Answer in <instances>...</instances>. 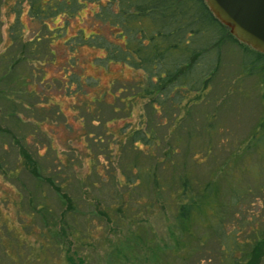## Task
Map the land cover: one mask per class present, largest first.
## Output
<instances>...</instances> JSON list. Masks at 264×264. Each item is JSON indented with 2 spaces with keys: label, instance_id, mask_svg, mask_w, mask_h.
<instances>
[{
  "label": "trees",
  "instance_id": "trees-1",
  "mask_svg": "<svg viewBox=\"0 0 264 264\" xmlns=\"http://www.w3.org/2000/svg\"><path fill=\"white\" fill-rule=\"evenodd\" d=\"M4 8L6 13H16L9 24V37L11 44L24 40V59L32 58L41 40L46 46L56 41L57 50L62 49L63 55L50 49V56L46 52L38 58L42 62L65 58L61 66L72 68L64 88L69 96L78 97L72 103L73 108L82 110L79 116L87 129L88 168L102 175L101 169L106 167L110 181L118 189L108 201L86 197L82 191L72 189L79 181H84V177L74 180L77 163L72 156L63 160L54 150L53 165L49 167V164H42L40 151L22 144L21 158L16 165L7 169L0 165V172L8 176L25 171L33 177V188L22 182L28 196L23 192L20 195L29 200L26 214L32 217L25 219L23 226L32 227L31 230L42 228L43 239L37 240L35 246L34 241L19 234L7 241L1 238L0 264H49L52 257L42 253L51 249L50 239L60 237L59 248L65 246L67 233L76 232L74 223L83 215L91 220L98 217L107 227L119 228L122 237L116 235L118 237L113 240L110 232L107 233L103 242L110 243L105 262H100L89 253L82 254V242L71 235L63 262L59 264H264V227L257 224L256 218L237 226L228 225L232 200L237 203L241 193L227 195L217 176L209 174L204 180L195 177L194 171L178 157L184 139L180 125L190 114L191 105L209 93L214 74L221 65L223 45L230 40L243 47V70L248 74H260L263 87L264 51L240 41L230 26L214 14L207 0H0V13ZM84 9H90L87 22L92 30L89 32L84 26L73 25V19L82 16ZM22 13H28L32 24L38 26V32L31 38H23L27 23ZM59 16H63V22L51 27L49 20L55 22ZM71 26L75 32L68 34ZM86 47L105 51L95 55V64L107 67L111 62H122L142 75L132 79L116 78L112 80L113 86L103 87L97 75L84 74L83 66L78 67L81 62L78 54ZM19 60L20 55H12L9 65ZM43 80L44 75H41ZM25 91L36 94L35 89L26 88ZM140 100H144L152 118L149 122L142 112L135 125L130 118ZM118 101L124 104L125 117L130 120L119 127L106 128L117 116L113 114L111 119H105L96 114L100 106L106 104H110L115 113ZM169 108L172 112L167 111ZM261 120L264 128V116ZM97 123L102 126L101 132L92 129ZM73 124L70 129L76 132L78 129ZM165 124L168 131L161 134L159 126ZM81 131H78L80 143L83 141ZM189 132L193 135L192 129ZM103 134L110 148L105 151L109 153L110 165L91 149L103 141ZM112 142H116L114 149L110 147ZM124 147L130 148L132 158L117 160ZM194 158L199 163L203 161L196 153ZM82 163L83 160L79 161ZM115 163L117 165L113 166ZM68 171L73 176L70 177ZM92 183L96 184L94 180ZM121 188L124 189L121 191ZM136 188L147 191L143 200L141 196L135 201ZM52 199L57 208L51 205ZM134 201L138 213L133 214ZM149 208L152 212L165 210L166 236L162 239L154 233L150 217L139 214ZM37 217L43 220V226L34 223ZM48 217L54 219L52 225L47 223ZM67 217L68 222L57 229L59 220ZM115 231L112 233L116 234Z\"/></svg>",
  "mask_w": 264,
  "mask_h": 264
},
{
  "label": "rangeland",
  "instance_id": "rangeland-1",
  "mask_svg": "<svg viewBox=\"0 0 264 264\" xmlns=\"http://www.w3.org/2000/svg\"><path fill=\"white\" fill-rule=\"evenodd\" d=\"M89 11L90 9H84L82 16L73 19V25L84 26L86 32L91 31L92 28L87 22L90 20ZM28 15V13L21 14L23 21L27 23L23 37L25 39L31 38L38 32V26L32 24ZM15 16L16 13H6L5 8L0 13V52L5 51V56H8V59L4 58L2 52L0 53V165L6 169L13 168L21 158L20 146L25 144L34 151H40L42 164H49L51 167L55 157L54 150H56L63 160L72 156V160L76 161L77 169L74 180L84 177V181H79V185L72 189L82 191L86 197H99L103 201H108L118 188L113 181H110L111 177L107 174L106 167L101 169L103 170L102 175L88 168L87 159L89 158L85 156L86 144H88L87 129L82 123L83 119L79 116L82 110L73 108L72 103L74 100L77 101L78 97L69 96L64 88L68 73L72 68H67L66 65L65 68L61 66L62 61L65 63V58H55V62H42L38 58L46 52H49L48 56H50V49H56V54L63 55L62 49L57 50L56 41L46 46L45 41L41 40L32 53L34 59H24L26 50L24 40L22 39V43L11 44L9 37V24ZM49 22L50 26L55 28V25L63 22V16L57 17L55 22L52 20ZM74 32L75 28L71 26L68 34ZM104 53V50L86 47L78 54L81 60L78 67L83 66L84 74L97 75L103 87H110L113 84L112 80L116 78L132 79L142 75L122 62H111L107 67L95 64L93 61L95 55ZM12 55L15 57L20 55L21 60L9 65ZM220 63V67L214 74L209 93L204 99L191 105L190 114L184 117L183 124L180 125V133L183 134L184 139L178 157L182 162H186V167L194 171L195 177L204 180L209 174L217 176L221 179V186L227 195L231 196L233 192L241 193L239 201L235 203L232 200V207L229 209L227 218L230 227L234 224L237 226V224L246 223L250 218H256L257 224L264 227V128L261 126V119L264 116L263 82L260 74H248L243 70V47L236 42L229 40L223 45ZM41 75H44L43 81H41ZM26 88L35 89L36 94L26 92ZM117 103L119 106L115 113L112 106L106 104L101 105L99 114H96L97 117L105 119H111L113 114L117 116L116 120L108 122L106 128L119 127L130 119L138 125L139 114L142 112L145 113V118L151 121L152 115L144 100L137 102L130 119L125 117L122 101ZM169 109L167 111L172 112V109ZM72 122L78 129L76 132L70 129ZM148 126L146 122L145 127ZM92 129L101 132L102 126L97 123ZM190 129L193 130V135H190ZM78 131H81L83 135L81 143ZM159 131L161 134L167 133V124L160 125ZM103 136V141L91 149L98 152L101 159L106 160V164L110 165L111 162L107 157L109 153L105 152L110 148L106 146V136L104 134ZM256 137H261L263 140ZM115 143L112 142L110 147L114 149ZM125 144H127L126 141ZM127 149H123L122 154L117 156V160L127 161L132 158L130 148ZM194 153L198 155L199 160L203 161L197 162ZM82 160L83 163L79 164ZM142 160L145 161L147 158L143 157ZM115 165L117 163L113 166ZM66 173L70 174V177L73 176L71 171ZM93 180L96 184L92 183ZM22 182L26 183L29 188H33L34 179L25 171L18 175L10 173L8 176L0 172V239L7 241L17 238L19 234L27 236L37 246L36 241L43 239L42 228L40 230L36 227V230H31L32 227L23 226L25 219L31 220L32 217L26 214L29 200L22 199L20 195L23 192L26 193V197L28 196ZM123 189L121 188V191ZM146 193L145 189L136 188L133 193L135 201L141 196L143 198L140 199L143 200ZM135 201L131 210L133 214L138 213V205ZM51 205L57 208L54 199L51 200ZM63 208L62 206L61 211ZM149 209H144L139 214L150 217L149 221L153 224L154 233L162 239L166 236L165 210L164 212L162 210L152 212V209ZM65 219L59 220L57 229H60L59 226L64 222H68V217ZM33 221L42 226L44 224L39 217ZM47 223L52 225L54 219L48 217ZM74 226L76 232H72L71 235L74 236L73 239L76 238L82 242L81 253L85 255L89 253L93 259L100 262H105V254L110 243V241L103 242L107 233L110 232L109 236L114 237L113 240L118 237L116 235L122 237L123 234L119 228L107 227L98 217L91 220L88 215L78 217ZM133 227L136 226L133 225ZM45 230L48 231L47 228ZM113 230H116V234L112 233ZM71 235L67 233L64 240L65 246L63 244L60 248L58 244L60 237L50 239L53 243L51 249L42 253V255L52 257L49 264L63 262L65 249L70 244L68 241L72 240ZM54 242L57 243L56 246ZM212 261L215 262L214 259Z\"/></svg>",
  "mask_w": 264,
  "mask_h": 264
},
{
  "label": "water",
  "instance_id": "water-1",
  "mask_svg": "<svg viewBox=\"0 0 264 264\" xmlns=\"http://www.w3.org/2000/svg\"><path fill=\"white\" fill-rule=\"evenodd\" d=\"M214 14L242 42L264 51V0H207Z\"/></svg>",
  "mask_w": 264,
  "mask_h": 264
}]
</instances>
